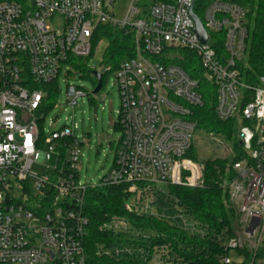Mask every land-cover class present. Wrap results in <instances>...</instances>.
Listing matches in <instances>:
<instances>
[{"label": "built area", "instance_id": "built-area-1", "mask_svg": "<svg viewBox=\"0 0 264 264\" xmlns=\"http://www.w3.org/2000/svg\"><path fill=\"white\" fill-rule=\"evenodd\" d=\"M115 2L0 0V264H85L89 189L130 185L139 202L153 186H202L201 167L184 157L196 130L192 109L204 101L199 81L170 63L180 51L196 57L204 82L213 87L216 118L238 123L243 156L231 165L227 192L256 252L264 244V77L247 83L239 68L248 37L245 10L234 0H129L120 20ZM191 7L207 35L205 44L193 32ZM102 26L131 35L133 57L113 72L121 128L114 163L98 185L87 187L78 176L76 125L63 124L46 136L38 122L45 117L44 86L57 81L64 65L73 68L75 60L93 53ZM66 94L72 110L85 96L74 86ZM46 145L57 156L55 167L35 174L33 165L44 160L40 151ZM141 211L152 213L147 206ZM100 230L125 234L128 224L114 218ZM243 247L239 236L228 239L221 263L235 264L229 252Z\"/></svg>", "mask_w": 264, "mask_h": 264}, {"label": "trees", "instance_id": "trees-1", "mask_svg": "<svg viewBox=\"0 0 264 264\" xmlns=\"http://www.w3.org/2000/svg\"><path fill=\"white\" fill-rule=\"evenodd\" d=\"M234 3L246 12L248 35L246 55L239 68L245 82L256 84L259 77H264V0H234ZM197 15L201 18V14ZM100 41L107 43L103 67L110 68L109 72L102 75L103 83L105 77L110 72L113 73L121 62L133 57V40L124 31L102 26L96 29L93 46ZM92 55L93 53L86 59ZM81 60H75L72 65L83 71L96 87L97 82L91 75V70L80 67ZM170 63L180 67L191 79L199 81L204 105L202 108L192 109L191 120L195 122L196 128L210 133H222L227 140L235 141L237 134L229 129L233 128L234 121H219L214 114V89L204 82L196 57L188 51H180L179 58ZM56 82L44 86L46 97L41 107L44 114L49 108L47 102L56 98ZM38 124L42 127V121ZM116 126L121 132L118 122ZM232 149L236 154L234 163L242 158L243 152L236 141ZM184 158L194 162L192 147ZM229 162L231 161L217 159L204 163L201 166L200 188L166 185L167 198L178 216L193 225V232L184 226L170 223L164 217L141 211L140 204L126 210L125 206L134 198L128 191L130 185L89 189L85 195V216L88 219L83 241L85 264H222L224 243L237 236L240 217L229 202L228 192L221 188V183L233 175L230 168L224 173L225 168L230 166ZM136 187L140 190L145 188L143 184H137ZM159 187L153 186L149 191L157 194L156 192H160ZM114 218L128 224L125 234L116 235L100 230L102 224ZM196 227L198 231L195 230ZM258 250L254 259L244 249L238 251L244 258L242 264H249L251 261L255 264L258 257L263 260L264 244Z\"/></svg>", "mask_w": 264, "mask_h": 264}, {"label": "rangeland", "instance_id": "rangeland-1", "mask_svg": "<svg viewBox=\"0 0 264 264\" xmlns=\"http://www.w3.org/2000/svg\"><path fill=\"white\" fill-rule=\"evenodd\" d=\"M128 1L116 0L114 5L116 19H123ZM106 49L107 43L105 41H101L100 44L99 42L95 43L92 57L82 59L80 67L88 71L92 69H96L97 71L103 69L102 63ZM68 86H74L80 89L85 95L78 100L73 110L68 105L70 101V98L66 94ZM56 87V98L53 101L47 102L49 108L46 110L45 117L42 121L43 131L47 136L51 130H58L63 124H66L69 128L76 125V129L73 130V135L79 143L78 149L80 150L78 157L79 181L83 186L94 187L99 184L101 179L108 176L114 162L116 144L121 137V132L116 126L120 108V96L113 73L110 72L105 77L100 91L92 95L95 87L93 82L85 76V73L75 67L69 68L68 65H64L57 79ZM233 124V128L230 127L229 129L236 132L237 139L235 141L238 143V123L233 122ZM235 141L227 140L222 133H210L196 128L192 136V156L194 162L193 160H188L198 165L199 168L209 161L217 159L229 160L231 161L228 164L230 166H227L224 171L226 174L233 164L234 156H236L232 149ZM40 152L44 154V160L35 163L32 170L35 174L44 175L47 170L55 167L57 156L52 151L50 145L41 148ZM231 180L232 178L229 180L225 179L221 183V188L227 191ZM159 189L160 192H156L157 194L152 192L145 200L138 202V199L133 197L131 200H135L136 204H141L142 208H145V206L149 207L155 216L164 217L170 223L184 226L193 232V225L187 222L185 218L178 216L174 206L167 198L166 185L160 186ZM238 224L239 227L236 229V235L243 241L244 251L250 255L255 253L253 254L254 259L257 256L256 252L258 254L259 250L252 252L251 243L247 242L243 235L245 223L241 216L238 217ZM195 230L198 231L197 227ZM228 257L235 264L243 263V256L238 254L236 250L230 251ZM261 258L263 260L258 257L255 260V264H264V257Z\"/></svg>", "mask_w": 264, "mask_h": 264}, {"label": "water", "instance_id": "water-1", "mask_svg": "<svg viewBox=\"0 0 264 264\" xmlns=\"http://www.w3.org/2000/svg\"><path fill=\"white\" fill-rule=\"evenodd\" d=\"M193 7H191L189 9V16L192 19L195 28L193 30V32L196 34L198 40L202 43L205 44L207 41V35L205 33V31L203 30L201 21L193 14L192 12ZM91 75L95 78L97 85L95 87V89L92 92V95L97 94L100 89L102 88V74L97 72V71H91Z\"/></svg>", "mask_w": 264, "mask_h": 264}]
</instances>
